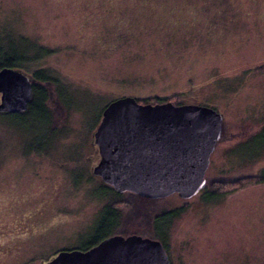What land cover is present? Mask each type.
<instances>
[{
    "label": "rangeland",
    "instance_id": "obj_1",
    "mask_svg": "<svg viewBox=\"0 0 264 264\" xmlns=\"http://www.w3.org/2000/svg\"><path fill=\"white\" fill-rule=\"evenodd\" d=\"M31 46L20 71L45 70L63 109L52 135L44 115L0 114V264L135 230L170 264H264V179L211 196L264 177V0H0V50ZM125 96L221 115L198 194L116 197L90 176L102 112Z\"/></svg>",
    "mask_w": 264,
    "mask_h": 264
},
{
    "label": "water",
    "instance_id": "obj_2",
    "mask_svg": "<svg viewBox=\"0 0 264 264\" xmlns=\"http://www.w3.org/2000/svg\"><path fill=\"white\" fill-rule=\"evenodd\" d=\"M31 81L19 70H0V113L26 109ZM222 133L214 109L172 102L142 103L131 96L111 101L95 133L101 154L93 174L117 191L147 198L176 193L182 199L206 186L210 154ZM45 264H170L160 241L112 235L88 250H62Z\"/></svg>",
    "mask_w": 264,
    "mask_h": 264
},
{
    "label": "trees",
    "instance_id": "obj_3",
    "mask_svg": "<svg viewBox=\"0 0 264 264\" xmlns=\"http://www.w3.org/2000/svg\"><path fill=\"white\" fill-rule=\"evenodd\" d=\"M42 49H38V48H33V46H31L30 49H28V51H18L17 50H11V51H7V52H2L0 50V70L3 68H10V69H14V70H19L20 68H22V64H24L25 62L28 61H32L33 59H37L36 55L33 56L32 59H30V57H28V54L30 52H41ZM22 72V71H21ZM30 81H31V97L30 100L27 104V107L25 110L20 111V112H12V113H0V114H4L7 115L9 117H20L22 115H26L29 112H35L37 114L40 115H44L46 116V122L48 124V127L50 129V131L52 132L50 135H52L55 130H57V126H58V119L61 116L59 112H61V110L63 109V107L59 104L58 101H53L52 97H53V89L55 91V85H56V80L53 79L52 77H50L49 75L46 74L45 70H35L31 76H28ZM170 102V101H169ZM172 102V101H171ZM149 103H157L156 100L155 102H149ZM173 103V102H172ZM51 106H50V105ZM50 131L48 130L47 133H50ZM222 136L220 137V139L217 141L219 142L221 140ZM216 142V143H217ZM261 179H264V177H260V176H251V177H244L242 179H234L231 181H226V182H219V183H215L212 185L213 189H214V193H212V198L217 195V194H223V193H227L229 191H232L234 189H236L237 187H239L241 185V183H247V182H254V181H259ZM108 189H110L108 187ZM110 192L113 193V195H115L116 197H118V195H120L117 191H114L113 189H110ZM138 196V195H136ZM140 197V196H139ZM109 208V213L112 214L111 216L113 217H117L118 221H119V209H121L122 207L118 204H116V202H114L113 204H111L110 206H108ZM172 212L170 213V216ZM118 221L116 222V228L118 227L119 223ZM138 233L133 232V231H122L121 234L119 233V235H123V236H128V235H132ZM113 235V234H112ZM111 233L109 235L104 236L103 238H101L100 240L97 241H93L87 245L81 246V247H74L73 249L76 250H81V251H85L90 249L91 247L95 246L97 243H99L101 240L112 236ZM114 235H118L117 233H115ZM151 238V237H150ZM73 249H69V250H73ZM67 250V249H66Z\"/></svg>",
    "mask_w": 264,
    "mask_h": 264
},
{
    "label": "flooded vegetation",
    "instance_id": "obj_4",
    "mask_svg": "<svg viewBox=\"0 0 264 264\" xmlns=\"http://www.w3.org/2000/svg\"><path fill=\"white\" fill-rule=\"evenodd\" d=\"M137 100H138V99H137ZM139 102H140V101H139ZM164 102H168V101H164ZM143 103H147V102H143ZM148 103H149V102H148ZM160 103H161V102H160ZM101 118H102V115H101ZM100 122H101V119H100ZM100 122H99V124H100ZM99 124L97 125V128H98ZM97 128H96V130H97ZM92 142H93V143L95 144V146L97 147L98 158H97L96 162L92 165V167H91V169H90V176H91V177L93 176V177L97 178V179L99 180L100 183L106 185L107 187H109L110 189H113L114 191H117V190L114 189V187H113L112 185H110L109 183L105 182V181L103 180V177H102V176L93 174V170H94V168L99 164V162H100V160H101V154H100V149H99L98 145L94 142V140H92ZM206 185H207V182H206ZM200 191H201V190H200ZM200 191H198L196 194H198ZM117 192H118V193H122V192H126V191H122V192L117 191ZM128 192H131V193L134 194V195H138V194H136V193H134V192H132V191H128ZM196 194H195V195H196ZM138 196H141V195H138ZM141 197H143V198H145V199H150V200H151V198H147V197H144V196H141ZM190 198H191V197H190ZM190 198H186L185 200L190 199ZM56 254H57V253H56ZM56 254H55V255H56ZM55 255H54V256H55ZM48 261H49V259H48L47 261L43 262L42 264H45V263L48 262Z\"/></svg>",
    "mask_w": 264,
    "mask_h": 264
}]
</instances>
